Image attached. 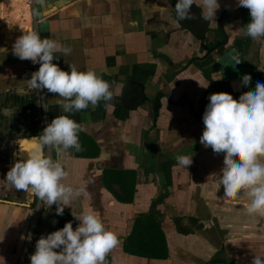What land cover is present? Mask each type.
I'll list each match as a JSON object with an SVG mask.
<instances>
[{
	"label": "crops",
	"instance_id": "1",
	"mask_svg": "<svg viewBox=\"0 0 264 264\" xmlns=\"http://www.w3.org/2000/svg\"><path fill=\"white\" fill-rule=\"evenodd\" d=\"M11 1L22 4L0 0V264H30L37 240L70 221L62 222L56 205L46 208L36 197L28 204L24 191L4 181L19 141L38 136L59 115L80 125L82 146L59 157L54 148H44L67 172L61 182L83 190L63 214L73 229L79 221L72 213L101 216L120 241L107 264L264 259V216L248 215L247 190L236 199L223 196L222 187L217 191L223 153L200 144L204 125L195 116L209 85L221 80L217 61L227 47L214 45L215 32L224 13L243 8L237 0H217V25L203 20L200 0L191 6L197 19L180 23L177 0H34L26 26L24 11L15 13ZM231 28L239 27L225 28L232 35L229 47L236 43L247 53L231 90L244 88L242 77L248 74L250 91L264 83V41L249 44ZM29 31L70 48L69 55L56 53L53 63L64 71L69 64L95 71L111 85L112 100L65 114L60 97L29 89L24 80L30 79L32 62L12 52L15 40ZM177 155H192L191 166H178Z\"/></svg>",
	"mask_w": 264,
	"mask_h": 264
},
{
	"label": "clouds",
	"instance_id": "2",
	"mask_svg": "<svg viewBox=\"0 0 264 264\" xmlns=\"http://www.w3.org/2000/svg\"><path fill=\"white\" fill-rule=\"evenodd\" d=\"M194 3L195 0H177L174 6L177 23L197 19L191 12ZM237 4L248 9L250 20L236 31L254 42L264 38V0H237ZM199 7L203 20L216 24V12L220 7L217 0H200ZM12 52L22 61L39 65L30 79L24 81L29 89L47 90L60 97L57 103L65 114L86 110L89 105L96 107L102 100H112L111 85L95 71H79L74 64H69V71H64L53 63L57 59L56 53L69 55L71 49L42 38L36 31L19 36ZM232 59L235 64L241 63L238 55ZM250 81L251 76L245 74L241 82L247 87ZM208 101L202 116L204 129L199 142L215 154L223 153L217 191L222 187L223 196L236 199L242 190H247L248 215L264 216V163L260 162L264 157V83L258 81L254 89L244 92L239 100L220 92L211 94ZM106 106L110 105L106 103ZM79 131L80 125L69 115L52 118L38 136L32 137L37 148L27 153V159H18L4 181L16 190L35 196L46 208L56 205V215H63L64 207L83 190L61 182L67 172L58 158L54 161L43 149L54 148L57 157L69 150L79 152L82 150ZM175 160L183 169L193 162L192 155H177ZM72 215L79 221L77 227L73 229L69 221L63 228L42 235L29 257L30 264H107V255L120 243L117 236L105 227L95 211ZM251 264H264V259L256 256Z\"/></svg>",
	"mask_w": 264,
	"mask_h": 264
},
{
	"label": "flooded vegetation",
	"instance_id": "3",
	"mask_svg": "<svg viewBox=\"0 0 264 264\" xmlns=\"http://www.w3.org/2000/svg\"><path fill=\"white\" fill-rule=\"evenodd\" d=\"M235 12L240 13L239 17L236 20H234V21H232V22H230V23H228L222 27V33L224 34L225 37L223 38L222 35L218 32V27H217V32H215V34L217 36L216 37L217 40L215 41L214 45H218L219 43L224 42V44L222 46H220L219 48L227 47V50L221 54V57L217 61L218 67H219L218 75L220 76L221 80H217V82L211 83L209 77L206 76L207 74L205 75V78H207L210 81L211 84L209 85V88L212 89L214 92H216V91L225 92V93L230 94L235 100H239V97L244 92H247V91H246L245 87L242 88L239 92H237V91L232 92V90H231L232 89L231 88V84H232L231 81H234V79L237 78L236 77L237 71L235 69L239 66V64H235V61L232 59V56L238 55L240 60L242 61L243 57L247 53L241 52L240 50L236 49V47H235L236 43H232L231 46L229 47L228 44H229V41H230L232 35H229L225 28L230 26V25H233L235 23L238 24V27H242L243 25H245L249 22L250 15H249L248 9L241 8L238 11H233L231 13H224L220 19L229 18ZM218 25H219V23H218ZM236 29H238V28H231L230 31L234 32V30H236ZM233 34H238V32L237 33L234 32ZM242 37L249 44L254 42L250 38H247V37L241 35V38ZM261 41H264V38H260L259 42L261 43ZM254 43L256 45L258 44V43H256V41ZM258 46H259V44H258ZM225 73L227 75L226 77H225Z\"/></svg>",
	"mask_w": 264,
	"mask_h": 264
},
{
	"label": "bare ground",
	"instance_id": "4",
	"mask_svg": "<svg viewBox=\"0 0 264 264\" xmlns=\"http://www.w3.org/2000/svg\"><path fill=\"white\" fill-rule=\"evenodd\" d=\"M16 1V0H15ZM12 2V1H11ZM12 5H14L13 7H15V9L17 10L18 9H22L24 11V17H25V22L26 23H23L22 22V26H26L28 23H30V16H29V8L22 2V4H19L17 2H12ZM19 18V17H18ZM29 29V28H28ZM37 148V144L36 143H33L32 140H27V141H24L23 143V150H22V154L20 153L21 157L20 159L23 160V159H27V153L29 152H32L34 151L35 149ZM27 201L28 203H31L33 201V195H31L30 193L27 192Z\"/></svg>",
	"mask_w": 264,
	"mask_h": 264
},
{
	"label": "water",
	"instance_id": "5",
	"mask_svg": "<svg viewBox=\"0 0 264 264\" xmlns=\"http://www.w3.org/2000/svg\"><path fill=\"white\" fill-rule=\"evenodd\" d=\"M239 14L240 13H238V12H235L234 14H232L229 18H222V19H220V21H219V26H218V32L222 35V37L224 38L225 36H224V34L222 33V27L224 26V25H226V24H228V23H230V22H232V21H234V20H236L238 17H239ZM224 44V42H221V43H219L218 45H217V47H220V46H222ZM26 140H32V137H29V138H27V139H22L21 141H19V143H18V146H17V148L12 152V158H13V156L14 155H17V154H20L21 153V151H22V143L24 142V141H26ZM43 151H44V149H43ZM44 153H46V151H44ZM10 162H11V160H9L8 161V163L6 164V166H7V168H8V166L10 165ZM6 178V176L4 177V179ZM25 192V191H24ZM27 195V192H25V196ZM34 197V196H33ZM25 200H26V202H27V198H25ZM34 201V200H33ZM33 201L31 202V203H33ZM30 203V204H31Z\"/></svg>",
	"mask_w": 264,
	"mask_h": 264
},
{
	"label": "trees",
	"instance_id": "6",
	"mask_svg": "<svg viewBox=\"0 0 264 264\" xmlns=\"http://www.w3.org/2000/svg\"><path fill=\"white\" fill-rule=\"evenodd\" d=\"M213 93H220V91H216V92H214L212 89H209L208 90V92H207V94L202 98V100H201V106H200V109H199V111L196 113V117L203 123V121H202V116H203V113H204V110H205V107H206V105L208 104V97L211 95V94H213ZM66 219H68V220H70L71 222H72V219L70 218V216L69 215H67V214H63L62 215V217H61V220H62V222L64 221V220H66ZM146 221H149V222H153V223H155L154 222V218L153 217H146V218H144ZM141 219H139V220H137V222L138 223H141ZM156 225H158V224H156ZM131 238V237H130ZM140 239H141V236H140ZM140 239H138V241L137 242H139L140 241ZM128 242L131 244V241L130 240H128ZM129 243L127 244V246L126 247H128L129 246Z\"/></svg>",
	"mask_w": 264,
	"mask_h": 264
},
{
	"label": "built area",
	"instance_id": "7",
	"mask_svg": "<svg viewBox=\"0 0 264 264\" xmlns=\"http://www.w3.org/2000/svg\"><path fill=\"white\" fill-rule=\"evenodd\" d=\"M16 1H19V0H16ZM20 1H22L29 9L33 6V3H34V0H20ZM31 66L33 68L32 69V73L34 71H37L38 68H39V65L38 64L37 65L32 64Z\"/></svg>",
	"mask_w": 264,
	"mask_h": 264
},
{
	"label": "rangeland",
	"instance_id": "8",
	"mask_svg": "<svg viewBox=\"0 0 264 264\" xmlns=\"http://www.w3.org/2000/svg\"><path fill=\"white\" fill-rule=\"evenodd\" d=\"M22 12V9H18L17 8V10L15 11V13L16 12ZM44 151H46V149H44ZM12 155V154H11ZM20 154H17V155H14L13 156V158H11L10 160H11V162H10V165L8 166V168L10 169L12 166H13V164L15 163V160L17 161V157L19 156ZM45 155H46V153H45ZM12 157V156H11ZM13 161V162H12ZM27 203H28V201H27ZM28 204H30V203H28ZM148 223H150L149 221H148ZM33 239V238H32ZM30 244H33V242L31 241V243ZM160 247V246H159Z\"/></svg>",
	"mask_w": 264,
	"mask_h": 264
}]
</instances>
